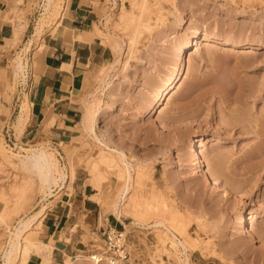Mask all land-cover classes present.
<instances>
[{
	"label": "rangeland",
	"instance_id": "obj_1",
	"mask_svg": "<svg viewBox=\"0 0 264 264\" xmlns=\"http://www.w3.org/2000/svg\"><path fill=\"white\" fill-rule=\"evenodd\" d=\"M44 1L23 0L13 7L10 18L14 31L22 18L17 19L15 14L30 20L33 13L34 25L44 19L38 36L57 25L59 18H43ZM64 2L55 0L61 8L58 15ZM109 2L95 3L97 14L105 18L94 24V29L107 52L87 74L81 99L85 104L99 101L93 107L101 106L96 132L106 139H102L103 144L87 133L61 145L51 143L46 136L6 139L2 128L10 108L4 107L3 100H8L9 93L24 80L30 60L24 33L19 40L0 41V250L21 215L36 213L42 204L49 210L64 197L70 198L77 211L70 214L60 238L68 242L69 251L75 244L87 255L92 244H101L100 235L88 225L87 211H79L76 205L78 188L88 187L94 196L81 197L97 204L103 218L109 215L111 225L124 228L142 264H181L182 246L154 225L158 219L185 233L182 235L189 242L192 264H264V0H149L143 20L135 23L120 16L128 11L139 15L141 0H116L113 10ZM126 20L130 24L125 25ZM198 30L202 36L196 42ZM116 40L121 42L117 50L113 45ZM235 41L243 45L234 46ZM182 45L187 47L183 58L178 51ZM19 58L26 64L22 72L16 71ZM176 73H182L177 86L157 99ZM102 80H110L112 87L103 93L99 87ZM237 117L241 121L234 127L233 121L239 122ZM106 145L124 150L132 165L129 193L119 199L117 208L120 184L115 176L109 174L107 180L103 179L102 189L92 184L90 163ZM37 146L54 152L62 173L67 174L65 181H60L65 188L54 184L55 196L48 199L42 196L46 189L36 176L21 169L17 156H13L15 152H32ZM193 149L200 152L202 169L196 164ZM2 154L13 164L3 160ZM207 173L216 175L219 184L213 183ZM97 180H101L100 174ZM129 194L138 199L139 218L132 214L135 211L123 209ZM121 210L122 219L117 221ZM243 214H253L250 230L239 226ZM38 227L27 236L48 242L40 234L42 224ZM50 240L54 247L61 245L54 237ZM213 248L217 253L213 254ZM30 256L24 249L17 264H26ZM42 261L93 264L87 257L76 260L60 253L54 262L52 256Z\"/></svg>",
	"mask_w": 264,
	"mask_h": 264
},
{
	"label": "crops",
	"instance_id": "obj_2",
	"mask_svg": "<svg viewBox=\"0 0 264 264\" xmlns=\"http://www.w3.org/2000/svg\"><path fill=\"white\" fill-rule=\"evenodd\" d=\"M96 1L65 0L59 23L46 29L41 36L35 33V18L32 20L33 13L30 15L29 25L23 36V41L27 42L25 47L29 52L30 68L24 80L18 82L14 92L9 93L8 100H3L4 107L10 108V115L5 118L2 128L6 139L12 141V137H22L33 140L44 132L51 143L61 145L71 143L86 133L82 122L87 104L81 100L85 78L107 52L102 37L94 29V24L98 25L105 18L97 14ZM14 2L15 0H0V41L4 38L10 41L15 37L14 22L10 18ZM36 11L38 10L35 9ZM27 37L32 39L30 44ZM26 98L30 101V112L25 123L19 124L20 107ZM155 179L159 180L160 177L156 175ZM94 186L95 189L98 188ZM84 194L94 195L88 191V187L78 188L77 195L80 198H77L79 203L76 205L79 211H87L85 215L89 217L88 225L100 235L107 222L110 224L109 215L103 218L97 204L89 198L86 201L85 197H81ZM74 209L76 207L72 206L70 198L65 200L62 197L46 213L45 227L40 234L47 241L54 237L56 243L61 242L60 246L54 247L53 262L59 253L62 257H70L81 250L73 244L69 251L68 242L60 238ZM26 264L44 263L39 255L31 254Z\"/></svg>",
	"mask_w": 264,
	"mask_h": 264
},
{
	"label": "bare ground",
	"instance_id": "obj_3",
	"mask_svg": "<svg viewBox=\"0 0 264 264\" xmlns=\"http://www.w3.org/2000/svg\"><path fill=\"white\" fill-rule=\"evenodd\" d=\"M22 2H23V0H15L14 8L17 7L19 5V3L21 4ZM141 3H142L141 4L142 6L140 5L141 8H138L137 7L138 5H136V3L133 5L135 8L140 9V13H138L140 16L137 15L135 12L128 11L126 13L123 12V15L121 14V16H120L121 19L122 20L127 19L129 22L132 21V23L133 22L135 23L137 20H139V21L143 20V15L146 13V11L144 13V10H146L145 8L147 7V5L149 3V0H141ZM43 8H44V11L42 13L43 14V18L48 17L49 15H53V16L59 18V20H60V17H61V14H62V10H61L60 14L58 15L57 12H59L58 10H60L61 8L60 7H59L60 9L57 8V4L55 3V0H45L44 4H43ZM24 16H20L19 14L18 15L17 14L14 15V17H16L17 19L22 17L21 19L18 20L19 22H18V24H17V26L15 28L16 30H15V38L14 39H16V40L20 39V37L22 36L24 31L26 30L27 26L29 25L28 24L29 23L28 17L27 16L24 17ZM43 20H41V21L39 20V22L35 26L34 30H35V33L37 35L42 30V27H43V24H44ZM122 20H121L120 23H122ZM127 20H126V22H123V23H125V25H127L126 24L128 22ZM34 30H33V32H34ZM97 32H98V30H97ZM201 36H202L201 35V31L198 30L196 32V34H195L196 42H198L201 39ZM31 41H32V39L30 38L28 44H30ZM218 42L227 43V41H225V40L224 41L223 40L222 41L219 40ZM236 42L237 41L233 42L232 44L234 46H240L242 44V43H239V42L236 43ZM120 43L121 42L116 40L114 42V44H113L114 47H115L114 49L121 48ZM29 47H30V45H29ZM186 48L187 47L185 45H182L180 47V49H178L179 54L181 55L182 58L184 56ZM18 57H19V55H18ZM118 60L119 59H117L114 62H112V67L114 66L115 62L116 63L118 62ZM25 65L26 64H24V61L22 60V58L17 59V61H16V71H18V72L21 71L22 72L24 70V67H26ZM103 69L101 68V70H103ZM102 73L104 75H107L108 71L104 70V71H102ZM181 74L182 73H176L175 75L172 76V79L166 85V88H164V89L159 91L157 99L163 98L167 94L168 90H171L172 88L177 86L178 81L181 78ZM110 83H111L110 80H108V82H105V81L103 82V80L101 81V84H100L99 87H101L102 93L107 91L108 89H110V87H111ZM92 101L88 102V104L86 105V111H85V114H84L82 126H83L84 131H86V133L89 136H91L93 139H96L99 143L103 144L102 141L106 140V139H104V137L101 138L100 136H98V134L96 132V128H95L96 124H98L97 120L99 118V115L101 114L100 113L101 112V110H100L101 106H100V104H98L97 108H95L96 105H95V107H93L94 102L95 101L99 102V101L98 100H95L94 102H92ZM29 109H30V101H29L28 98H26L22 102L21 107H20V114L18 116L19 124H24L25 123V121L27 119V115H28V110ZM156 111H157V109H156ZM238 120H239V118H238ZM240 121H241V119L239 120V122L236 121V119H235L233 121L234 123H232L233 124L232 126H234V127L236 125L239 126ZM243 127H244V125H243ZM43 137H44V132H42L36 138L37 139H41ZM43 143H44V141H43ZM192 145L194 147L197 146V144L195 142H193ZM26 149H28V148H26ZM71 149H74V148H71ZM193 150L196 151V155H197L196 164H197V166L199 168L202 169V157L200 156V152H198V150H196V149H193ZM112 151H115L116 154L114 152H112ZM123 151L122 150H117L115 148L109 149V146L106 145L105 148L101 149L99 152L96 153V156L94 157V161L92 163H90L91 167L89 166L90 167V171L92 173V176L94 177V179H92V184L96 185L100 189H102V180L103 179L107 180L108 176H110L109 174H112L113 176H115L117 178V180H118L120 185H119V188H118V195H117V197L115 199V208H117L119 199L124 194L129 193V190H130L129 181L132 178V172H131L132 165H131L130 162H128L126 160V155L127 154H125ZM4 154H2V156H1V157H3V160L5 159V161L9 162L10 164H13L9 158L5 157ZM14 154L15 155H13V156H17V159L19 160L18 165H20L21 169H23L24 171L33 173V175H35L36 178L38 179L39 185L43 186L46 189V190L44 189L45 190L44 191L45 195H42V196H44V199L51 198L54 195V193H53L54 184L58 185V186H61L60 181H63L64 177L65 178L67 177V174L62 173L61 166H60V161L58 160L59 158L56 157L54 152L49 151L48 148H45L44 146L34 147L33 151L29 152V153H19V152L17 153V152H15ZM73 154H74L73 155V161L75 163V161H76V152H74ZM6 156H7V154H6ZM8 156H10V155H8ZM12 160H14V159H12ZM72 165H71V172H72V176H74V171H73ZM103 169H104V171H103ZM102 171H103L104 175H103V173H101ZM97 174L101 175V180L100 181L97 180ZM207 174H208L209 178L213 181V183L219 184V179L215 177L216 175L214 176L213 173L211 175L209 173H207ZM217 175H218L217 177H219V174H217ZM105 185H106V183H105ZM65 186L66 185L64 184L63 187L65 188ZM109 187L110 186H108V188ZM240 196L241 197L243 196L242 193H240ZM163 204L166 205L165 203H163ZM138 205H139L138 199L136 198L135 195L131 194L128 197V202H127V204L125 206L126 208H123V209L126 212H129V213L135 211L132 214H134V215H136L138 217V213H139V212H137L138 211V209H137ZM124 210L120 211V214L118 215V219H122L120 217V215L124 213ZM47 212H48L47 204H42L40 206V209L36 213L31 214V215H25L24 214V215H21L18 218L16 224L13 225L12 229L11 228L9 229V234H8V238L6 240V243L2 247V249L0 250V256L2 258V263L1 264H17V263H19L21 258H22V253H23L24 249H26L29 252L30 255L31 254L39 255L40 257L43 258L44 261H47V260H49L51 258L52 251H53V248H54L52 240H49L48 242H46V241H41V240H35V239H32L29 236H27V234L31 230L35 229L36 226L38 227L39 224H42V229H44V227H45L44 219H45V216H46ZM127 215H128V213H127ZM134 215H130V216L134 217ZM252 217H253V214L250 215V216H248V214H243L238 220L239 226L245 228L246 230H250L249 219H251ZM140 218H142V217H140ZM123 222H124V226L127 227L128 226L127 223L124 220H123ZM154 225L162 227L163 231L165 232V235L167 234L166 236L170 237L179 247L182 246V249H180L181 252L179 251L180 253H182V256H180V255L177 256V257L180 256L181 264H192L190 262V253L188 252V250H189V246H188L189 242H187L188 240L185 239L184 236H183V235H185V233L180 231V230L178 231L179 233L176 232V230L171 227L172 225L171 226L167 225V223L165 222L164 219L156 220ZM38 228H40V227H38ZM158 229H160V228H158ZM52 238L53 237H51V239ZM212 252H213V254L217 253V248H213ZM99 264H125V263H123L121 261H118V262L108 261V263H107V261H103V262H100Z\"/></svg>",
	"mask_w": 264,
	"mask_h": 264
},
{
	"label": "built area",
	"instance_id": "obj_4",
	"mask_svg": "<svg viewBox=\"0 0 264 264\" xmlns=\"http://www.w3.org/2000/svg\"><path fill=\"white\" fill-rule=\"evenodd\" d=\"M108 4L110 9L113 10L116 7V0H110ZM100 238L101 244H92L91 249L87 250V255H84L82 251H78L70 257H74L76 260L87 257L93 264H99L103 261H107V263L108 261H121L125 264H142L140 258L136 255L137 249L133 246L124 228H118L107 222V226L100 231Z\"/></svg>",
	"mask_w": 264,
	"mask_h": 264
}]
</instances>
